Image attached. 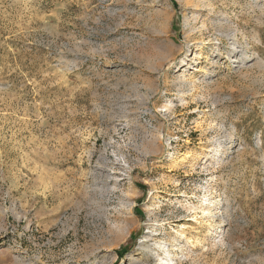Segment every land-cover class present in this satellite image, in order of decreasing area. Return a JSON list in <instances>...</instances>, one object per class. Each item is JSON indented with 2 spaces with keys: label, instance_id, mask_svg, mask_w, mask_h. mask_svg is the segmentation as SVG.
<instances>
[{
  "label": "rangeland",
  "instance_id": "obj_1",
  "mask_svg": "<svg viewBox=\"0 0 264 264\" xmlns=\"http://www.w3.org/2000/svg\"><path fill=\"white\" fill-rule=\"evenodd\" d=\"M0 264H264V0H0Z\"/></svg>",
  "mask_w": 264,
  "mask_h": 264
},
{
  "label": "bare ground",
  "instance_id": "obj_2",
  "mask_svg": "<svg viewBox=\"0 0 264 264\" xmlns=\"http://www.w3.org/2000/svg\"><path fill=\"white\" fill-rule=\"evenodd\" d=\"M198 18H199V16H197V20H198ZM186 22H188V20L186 19ZM198 23V22H197ZM188 24V23H187ZM218 28L220 29V30H224L225 31V26H223V24L220 22L219 23V25H218ZM233 32H236L235 30H232ZM234 34V38L236 37V34L235 33H233ZM237 38V37H236ZM235 38V39H236ZM245 58V57H244ZM211 205V203H210V200H206V202H205V207L203 208V210H206L207 208H208V206H210Z\"/></svg>",
  "mask_w": 264,
  "mask_h": 264
}]
</instances>
